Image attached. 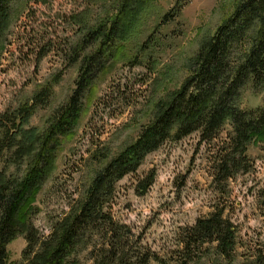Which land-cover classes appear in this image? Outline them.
I'll return each mask as SVG.
<instances>
[{"label": "rangeland", "instance_id": "374dc122", "mask_svg": "<svg viewBox=\"0 0 264 264\" xmlns=\"http://www.w3.org/2000/svg\"><path fill=\"white\" fill-rule=\"evenodd\" d=\"M126 1H18L7 39L0 46V118L30 99L40 86L51 83L50 102L26 125L44 129L52 111L67 102L78 85L82 59L70 60L81 37L76 16L87 10L96 24L99 17H114ZM136 1L130 0L125 9V53L98 77L76 133L63 140L54 175L37 198L31 220L41 235H48L84 196L100 168L91 152L103 149L112 158L133 143L157 112L158 103L189 78L190 61L200 45L238 2L181 0L179 10L163 22L177 0ZM246 45L235 47L236 58ZM241 91L239 104L244 110L264 106V84L251 81ZM232 129L227 123L209 142L200 139V131L168 140L148 153L137 172L116 184L111 213L130 227L140 247L158 256L151 264H257V256L264 252V140H253L247 148L249 171L225 179L217 167L229 147ZM1 160L0 166H7V156ZM151 172L155 180L143 190L139 181ZM220 211L236 231L232 256H221L216 241L187 247L188 229L199 218ZM26 245L23 235L8 245L10 263L23 261ZM81 258V264H92L88 251Z\"/></svg>", "mask_w": 264, "mask_h": 264}, {"label": "trees", "instance_id": "16d2710c", "mask_svg": "<svg viewBox=\"0 0 264 264\" xmlns=\"http://www.w3.org/2000/svg\"><path fill=\"white\" fill-rule=\"evenodd\" d=\"M18 1L0 0V46L7 39ZM129 1L114 17H99L96 24L87 10L76 16L81 37L70 60L77 63L82 59L78 63V85L67 102L52 111L44 129L26 125L41 106L50 102L54 92L51 83L40 86L30 99L0 118V163L3 156L9 159L7 166H0V264H12L7 247L18 235L25 236L27 245L23 261L13 264H81L83 251H88L92 264H151V259L158 260L152 250L140 247L128 225L113 217L110 201L118 181L137 172L148 153L168 140L178 141L200 131V139L209 142L230 123V143L218 164L219 174L226 179L250 169L247 148L253 140H264V106L244 110L239 100L247 83L264 84V0H238L216 32L200 45L190 61L189 78L158 103L157 112L142 126L133 143L112 158L103 149L91 152L100 168L84 196L73 203L48 235H41L34 226L31 217L35 203L54 175L63 140L76 133L98 77L109 72L126 51L122 35L126 32L124 14ZM181 2L177 0L163 22L172 18ZM246 43L249 47L236 58L235 47L246 48ZM11 167L17 170L13 172ZM154 180L151 172L139 186L147 190ZM235 239L232 223L220 211L199 218L188 229L186 246L216 241L218 252L228 258L236 248ZM257 264H264L263 251L257 256Z\"/></svg>", "mask_w": 264, "mask_h": 264}]
</instances>
